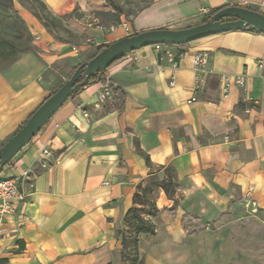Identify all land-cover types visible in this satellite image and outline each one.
Instances as JSON below:
<instances>
[{
  "label": "crops",
  "instance_id": "obj_1",
  "mask_svg": "<svg viewBox=\"0 0 264 264\" xmlns=\"http://www.w3.org/2000/svg\"><path fill=\"white\" fill-rule=\"evenodd\" d=\"M11 1L38 52L0 71V139L7 140L77 65L125 38L96 26L90 13L104 0H34L61 20L65 38L33 0ZM226 6L264 14L263 0H156L132 18L126 37L190 27L202 9ZM171 51L175 65L153 46L114 62L103 82L72 95L3 167L19 178L24 200L2 225L0 264H111L116 224L137 188L168 172L175 193L157 194L154 233L163 237L149 244L144 264H264V227L232 222L247 213L264 223V35L234 31ZM199 52L209 62L198 75ZM240 75L244 85L232 83L223 96L220 79ZM105 82L117 94L97 106Z\"/></svg>",
  "mask_w": 264,
  "mask_h": 264
},
{
  "label": "water",
  "instance_id": "obj_2",
  "mask_svg": "<svg viewBox=\"0 0 264 264\" xmlns=\"http://www.w3.org/2000/svg\"><path fill=\"white\" fill-rule=\"evenodd\" d=\"M242 31L264 35V14L238 6H226L204 23L182 29H153L117 40L88 61L49 95L0 148V168L40 132L55 112L74 94L88 85L90 76L105 71L125 55L156 45L182 46L214 35ZM82 79V80H81Z\"/></svg>",
  "mask_w": 264,
  "mask_h": 264
},
{
  "label": "rangeland",
  "instance_id": "obj_3",
  "mask_svg": "<svg viewBox=\"0 0 264 264\" xmlns=\"http://www.w3.org/2000/svg\"><path fill=\"white\" fill-rule=\"evenodd\" d=\"M155 1L156 0H104L102 3V7L98 8L90 14L92 17H94V21H96V23H98L101 27H104L106 29H112L111 32L115 34V37H126L128 34H130V30L127 29V26L128 23L131 22L132 18L138 12L150 6ZM32 3L35 6L34 8L37 11L41 12L43 16L49 21V24L53 27L54 30H56L58 35L65 38L66 31L61 20H54L48 15H46L44 9H42V7L37 1L33 0ZM14 14L15 11L13 10V6L10 4L9 1H0V41L2 40L7 45H10L11 47H13L14 50L9 56L0 58V71L8 67L22 55L30 52L37 54L38 52V49L33 43V37L32 45L35 48L34 51L27 48L26 45L29 44L27 37L22 36L20 40L16 39V29L18 28V21L15 19ZM82 16L83 15H80V13L78 12L74 13V17L79 20ZM209 16V12H201L199 14L200 18L197 20V22H193L191 26L201 23L204 18H208ZM27 30L30 33L29 29ZM25 40H27L28 43H25ZM80 62H82V60L78 59L74 65L79 64ZM70 70L71 67H68L66 72L68 73L70 72ZM6 141L7 139H0V148ZM157 194L147 193L146 195L142 196L141 205H135V207L139 209L138 213L141 214V216H143L145 219H149L153 223L152 233L142 234L138 237V248L143 260L145 257L144 253L147 250L149 244L156 242L163 237V234L154 233L155 223H160V213L154 212V210H152L150 206V204L155 202ZM235 214L238 218L241 217L238 220H232V222L238 227H242L243 229L264 227V223L261 222H258L259 224L257 226L255 222L251 221L250 216L247 213H244V215H241V213ZM116 229H120L124 232L130 233V231H132V229L134 228L129 229L128 223L124 222V219L122 218L117 222ZM117 243L118 245L114 252V257L111 264H129L127 259H125V257L123 256L124 253L120 248V241H118ZM129 248L128 250H126L127 253L129 252V250H131V247ZM121 254H123V257L121 256Z\"/></svg>",
  "mask_w": 264,
  "mask_h": 264
},
{
  "label": "trees",
  "instance_id": "obj_4",
  "mask_svg": "<svg viewBox=\"0 0 264 264\" xmlns=\"http://www.w3.org/2000/svg\"><path fill=\"white\" fill-rule=\"evenodd\" d=\"M0 1H6V0H0ZM7 1H9L10 4L12 5L11 0H7ZM220 9H222V8L210 11V13H209L210 16H213ZM14 17L18 21V26H17L18 28L16 29V39L20 40V38L22 36L27 37L29 44H27L26 46L30 50L34 51L35 48L32 45V36L28 32V30H27L28 28L26 27V25L22 21V19L16 13L14 14ZM208 20H209V17L204 18L202 23H204ZM253 33H258V32L254 31ZM258 34H260V33H258ZM27 40H25V43H28ZM107 46L108 45L98 48L96 53L92 57H94L97 53L102 51ZM183 46L184 45L176 46V47H183ZM171 47H174V46H171ZM12 51H14L13 47H11L10 45H7L2 40L0 41V58H4V57L9 56L10 54H12ZM91 58H89V59H91ZM80 65L81 64L77 65L71 71L70 76L73 74V72L76 69H78L80 67ZM106 70L90 76V78L88 80V85L98 83V82H103V76H104V73L106 72ZM24 124H25V122H24ZM146 163H149L148 159H146ZM168 169H170V167H168ZM0 170H1V168H0ZM175 187H176V185H175V181L173 180V175L171 174V172H168L167 178H165L161 181H158L156 178L152 177L150 179L149 183L145 187H138L137 188V192L135 193L134 198H133L134 206L128 210V212L126 213V215L123 218L124 222L128 223L129 229L130 228H134V229H132V231H130V233L124 232L120 229H116V239H117V241H120V248H121L122 252L124 253V255L121 254V256L123 255L125 257V259H127V261L129 262V264H144V260L141 256V254L139 252V248H138V237L142 234L153 232L152 221H150L149 219H145L143 216H141V214L138 213L139 209H137V207H135V205H137V204L141 205V199H142L143 195H146L147 193H156L157 194L160 190L163 191L164 194L168 198H172L174 193H175ZM150 206H151L152 210H154V212H158V210L155 206V202L150 204ZM129 247H131V250H129V252L127 253L126 250H128Z\"/></svg>",
  "mask_w": 264,
  "mask_h": 264
},
{
  "label": "built area",
  "instance_id": "obj_5",
  "mask_svg": "<svg viewBox=\"0 0 264 264\" xmlns=\"http://www.w3.org/2000/svg\"><path fill=\"white\" fill-rule=\"evenodd\" d=\"M227 4H233L234 0H224ZM264 4V0H263ZM204 12V10H201ZM101 31H111L112 29H106L100 25H96ZM93 42L91 39H87L86 43ZM156 52L163 53L168 61L175 65V59L172 55V47L165 45H156L153 46ZM75 50V48H74ZM209 62V55L207 52H199L193 56L194 70L196 73L202 74L207 67ZM242 87L244 85V77L242 75L237 77L223 76L220 79V92L223 96H226L229 93V88L231 84ZM174 79L170 82V86L173 87ZM117 92L113 87H111L107 82L103 83L102 89L98 92L96 96L95 105L100 106L106 103L109 99H112L116 96ZM42 155L46 160L50 162L52 159V154L49 149L45 148L42 150ZM49 164V163H48ZM106 184V183H105ZM24 195L19 190V178L11 175L8 171H5L4 168L0 170V232L2 225L8 220L11 219L16 213V204L23 202Z\"/></svg>",
  "mask_w": 264,
  "mask_h": 264
},
{
  "label": "flooded vegetation",
  "instance_id": "obj_6",
  "mask_svg": "<svg viewBox=\"0 0 264 264\" xmlns=\"http://www.w3.org/2000/svg\"><path fill=\"white\" fill-rule=\"evenodd\" d=\"M212 18V16H209V19H211Z\"/></svg>",
  "mask_w": 264,
  "mask_h": 264
}]
</instances>
